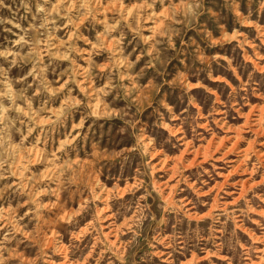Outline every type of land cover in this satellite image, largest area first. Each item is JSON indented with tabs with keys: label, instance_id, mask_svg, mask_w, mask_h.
<instances>
[{
	"label": "rangeland",
	"instance_id": "obj_1",
	"mask_svg": "<svg viewBox=\"0 0 264 264\" xmlns=\"http://www.w3.org/2000/svg\"><path fill=\"white\" fill-rule=\"evenodd\" d=\"M263 160L264 0H0V264H264Z\"/></svg>",
	"mask_w": 264,
	"mask_h": 264
},
{
	"label": "bare ground",
	"instance_id": "obj_2",
	"mask_svg": "<svg viewBox=\"0 0 264 264\" xmlns=\"http://www.w3.org/2000/svg\"><path fill=\"white\" fill-rule=\"evenodd\" d=\"M258 115H259V114H258ZM258 115H257V116H258ZM254 116H255V115H254ZM254 120H255V119H254ZM254 128H255V127H254ZM259 128H260V127H259ZM259 128H258V130H259ZM255 129H256V128H255ZM255 129H254V130H255ZM258 130H256V131L258 132ZM254 132H255V131H254ZM255 133H256V132H255ZM208 146H209V144H208ZM232 146H233V144H232ZM233 148H234V147H233ZM242 150H243V149H242ZM194 151H195V150H194ZM205 151H206V150H205ZM207 151H208V150H207ZM203 153H205V152L203 151ZM227 153H228V152H227ZM261 155H262V154H261ZM197 156H198V155H197ZM197 156H196V157H197ZM203 156H206V155L204 154ZM203 156H201V157L203 158ZM207 156H208V154H207ZM199 157H200V156H199ZM201 157H200V159H201ZM259 157H260V154H259ZM197 158H198V157H197ZM221 158H222V157H221ZM204 160H205V159H204ZM263 161H264V160H263ZM199 162H202V160L199 161ZM239 164H240V163H239ZM242 184H243V182H242ZM245 184H246V183H245ZM243 186H244V185H243Z\"/></svg>",
	"mask_w": 264,
	"mask_h": 264
}]
</instances>
